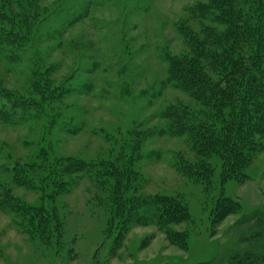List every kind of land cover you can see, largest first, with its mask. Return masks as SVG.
Returning a JSON list of instances; mask_svg holds the SVG:
<instances>
[{
    "label": "rangeland",
    "instance_id": "374dc122",
    "mask_svg": "<svg viewBox=\"0 0 264 264\" xmlns=\"http://www.w3.org/2000/svg\"><path fill=\"white\" fill-rule=\"evenodd\" d=\"M222 4L0 0V35L15 38L0 42V110L22 103L17 115L0 111V264H199L226 249L264 252V136L238 179L222 181L227 149L172 135L163 116L188 109L218 132L230 120L203 113L171 67L198 55L190 34L225 35L213 20ZM201 64L213 82L227 77ZM79 161L89 172L68 176ZM164 196L188 214L160 221L142 206Z\"/></svg>",
    "mask_w": 264,
    "mask_h": 264
},
{
    "label": "trees",
    "instance_id": "16d2710c",
    "mask_svg": "<svg viewBox=\"0 0 264 264\" xmlns=\"http://www.w3.org/2000/svg\"><path fill=\"white\" fill-rule=\"evenodd\" d=\"M222 3L218 9L219 15L213 20L227 25L225 35L215 36L208 33L202 39L194 33L190 34V41L199 56L191 59L172 57L171 67L180 71L176 85L186 89L202 103L203 113L215 109L216 114L223 115L227 111L230 120L218 132L207 122L193 117L188 109L170 108L163 116L168 122L166 131L172 135H187L201 140V143H208L207 140L222 148L221 150L227 149L222 157L221 176L224 181L238 179L242 164L250 158L259 145L260 138L264 136V65L261 63L264 54V0H222ZM2 22L0 19V25ZM9 37L14 38L12 34H5L4 29L0 42ZM202 58H206L211 66L215 64L229 68L227 77L223 81L213 82L201 64ZM228 61L233 67H229ZM10 99L14 109L12 106L11 109L1 106L3 115H17L16 108L18 104L19 107L22 105L20 101ZM90 167V164L79 161L68 165L65 172L68 176L83 172L87 174ZM205 167L206 174H210L209 167ZM114 172L120 174L123 171L115 168ZM117 187L119 190V186ZM12 203L19 213L31 210L34 217L45 213L40 207L29 209L25 206L18 207V202ZM137 204V201L132 204V210L136 209ZM144 204L142 202L144 208H150V215L160 221L170 216H182V212L184 216L188 214L185 205L183 207L180 203L177 204L169 196L153 199L148 197ZM121 208L118 206L116 212ZM240 233L239 235L242 234ZM226 250L220 252L214 260L199 264H252L256 259L264 258V252L246 251L238 255H226Z\"/></svg>",
    "mask_w": 264,
    "mask_h": 264
}]
</instances>
